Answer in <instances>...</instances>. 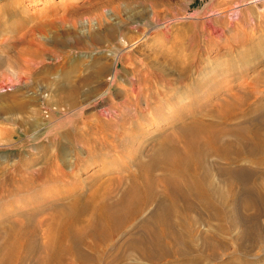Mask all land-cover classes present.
I'll use <instances>...</instances> for the list:
<instances>
[{
    "label": "rangeland",
    "instance_id": "1",
    "mask_svg": "<svg viewBox=\"0 0 264 264\" xmlns=\"http://www.w3.org/2000/svg\"><path fill=\"white\" fill-rule=\"evenodd\" d=\"M153 13H156V16ZM143 26L147 31L151 30L152 37L157 32L155 38L145 40L146 42L139 43L135 48L129 47L118 52L122 39L136 36L142 31ZM111 27L114 30L113 36H107L106 28L111 29ZM25 49L32 50L37 57L33 58V64L30 62L34 67L32 74L25 78L22 77L18 82L16 81L18 68L15 66V60L18 54ZM97 56L104 62L106 60L107 64L110 63L112 69L111 63L113 59H116L117 66L110 74L106 72L102 75L99 82L83 83L82 91L87 92L90 87L96 85L97 94L101 95H93L94 97L81 103L84 96L79 94L77 106L73 112L70 110L58 113L57 116L55 113L54 118L58 117V119L51 117L52 120L54 119L51 123L60 120L70 121L69 127L72 124L76 125L67 133V128L63 130V127H60L61 130H59L63 131L56 135L57 138L53 136L54 129L52 130L54 134L48 133L47 130L50 128H45L51 124V119L46 120L42 115L40 117V114H38L39 117L35 115L34 119L32 116L30 118L28 113L17 112L13 116L23 117L26 120H37L40 134L34 133L31 136L32 140L19 138L20 133L23 134V131L30 126L22 119L24 123L18 125L17 135H14L16 142H21V140L22 142L16 145L0 144V172H2L0 173V184L9 177L14 180L26 177L28 169L25 167H29V164L42 166L54 178L58 176L60 178L58 173L61 171L73 175L67 177L62 176L61 173V179L45 182L40 186L34 185L30 193L29 190L25 192L24 189L13 195L0 197V227L8 223L6 221L8 217L10 221L21 218V213L33 214L30 221L37 226L39 217L47 218L52 213L51 206H47L44 210L47 203L53 202L56 200L54 197L64 195L66 192L80 191L82 189L81 180L87 182L93 176L99 175L101 176L100 181L105 182L110 180L108 177L114 178L121 174L125 165V156L127 157L123 149L117 147L115 150L118 149L119 152H114L110 148L107 150L104 148L101 152H94L92 150L95 149L96 142L103 134L101 132L88 134L83 131L87 129L88 124L95 121V118H99L98 112L102 108L107 107L112 100L119 102L125 93L131 90L137 82L134 75L138 72L144 71L148 74L152 90H149L146 97L144 93L139 94L137 105L139 104L141 108L148 106L153 114H146L145 118L143 117L145 120H142L140 127H137L139 130L142 129V133H134L133 144L130 148L128 146L124 148L129 154L135 156L134 151L138 146V140H142L143 160L148 158L154 141L160 134L172 133L170 134L172 136L176 132L172 124L180 121L183 115L201 113L212 106L214 108H220L221 105L231 107L236 101L234 108L240 105L242 110L253 111L250 115L264 114V0H249V4L245 0H0V94L12 95L28 90L27 94L30 96L40 93L43 99L54 100L58 97L55 83L65 82L68 79H75L78 83L81 75H87L95 70L94 58ZM156 59L164 62L168 68L165 72H173L176 74L175 77H172L170 81L166 80V83L160 79L154 82L156 75L160 72L152 66ZM42 60L46 66L43 65L44 63L41 64ZM178 73L186 77L180 76L178 80ZM151 76H156V78H151ZM44 77L51 80L46 87L43 85ZM134 93L135 91L132 90V103L136 102ZM145 100L147 103L144 102ZM240 100L243 101L240 103ZM225 101L226 103L230 101V103L225 105ZM37 107L40 109L42 105L39 104ZM237 109L234 113L238 111ZM136 111L137 109L135 110L132 104L131 115L134 116ZM11 115L12 113L7 111H0L1 136L9 133L10 128L14 126L8 119L12 117ZM235 116L230 119L240 118L238 114ZM79 131H82V134ZM65 135L68 136L67 141L64 142L67 147L63 152L58 149L57 142L61 136L65 137ZM34 147L35 151H33ZM28 157L31 158L30 162L27 160ZM249 158L250 162L248 157H243L241 161L245 165L254 166L256 165L255 160L258 159L264 176V156L259 154L249 156ZM134 159L136 161L137 155ZM63 164L66 166L64 167ZM90 187L89 185L86 187L88 189H82L86 190L85 194L90 191ZM214 201L222 207L231 208L229 201H222V203L216 199ZM154 206L153 203L149 204L142 217L148 216ZM260 206L262 208L264 202L260 203ZM11 209L14 213L4 215ZM239 210L242 209L239 208ZM45 211L47 216L42 213ZM245 211L242 212L243 221L246 224H254L253 229L247 231L248 236L245 235V237L241 234L244 230L243 225L232 222L230 217H213L204 211H193V238L185 241L183 246L201 248L200 251L197 249L195 252L190 250L188 254L196 255L200 260L197 262H200L199 264H264V207L259 213L255 212V208ZM135 223L132 224L133 226L131 224L127 227L123 226L124 230L111 236L113 244L109 239V247L112 248L106 246L104 250L99 251L100 253L92 252L91 255L95 259L99 257V262L91 263L112 264V259L113 264H146L148 258L142 254L141 256L137 249L126 243L127 238L132 234L133 236L139 235L137 233L140 222ZM41 227L36 236L38 246L33 249L24 264H36L42 253L44 254L39 248L44 240V227ZM204 235H207L209 239L221 238L223 245L217 246V254L210 255L208 249L203 246ZM5 236L4 233H0V257L6 250L2 244ZM221 245L225 248H221ZM115 246L117 247L113 250ZM119 248H124L121 249L123 253ZM201 251H204V254ZM21 253L23 254V251ZM115 254L118 256L116 262L111 257ZM144 256L145 260L142 259ZM103 257H106L104 258L106 263ZM173 258L172 256L153 258V261H157L158 264H179V262L172 261ZM185 259L180 264H197L190 258ZM153 261H148L147 264H157Z\"/></svg>",
    "mask_w": 264,
    "mask_h": 264
},
{
    "label": "bare ground",
    "instance_id": "2",
    "mask_svg": "<svg viewBox=\"0 0 264 264\" xmlns=\"http://www.w3.org/2000/svg\"><path fill=\"white\" fill-rule=\"evenodd\" d=\"M245 1L249 4V0ZM154 15L156 16V13ZM145 26H143L142 31L138 32L136 36H129L125 38L126 40L123 38L119 44L118 52L129 47L135 48L139 43L146 42L148 39H154L157 32H155V35L152 37V35H150L151 30L147 31ZM106 32L107 36H113L114 30L112 27L111 29L106 28ZM36 55L37 54L33 53L32 50L25 49V51H21V53L18 54L16 60L14 59L16 61L15 66L18 68L16 81L19 82L22 77L25 78L32 74L34 67H32L31 64L34 63L32 60ZM114 55L116 54L114 53ZM30 62L32 63L30 64ZM43 63L42 60L41 64ZM94 64V67H96L95 70L87 75H81L82 77H80L78 83L75 79H68L65 82L58 81L56 83L54 81L56 84V91L59 93H57L58 97L54 100L50 98L43 99L40 93L35 94L37 97L30 96L27 94L28 90L12 95L0 94V111L3 110L10 114L12 113V117L8 119L14 124V126L10 128L9 133L3 136L0 135V144L16 145L22 142V140L21 142H16L14 140V135H17L16 129H18V125L24 123L22 119L30 126H28L27 129L25 128L26 131L22 130L23 134L20 133L19 138L24 137L22 139L27 138L32 140L33 137L31 136L36 132L39 133L38 129L40 128L37 127L39 126L36 122L37 120H26L23 117H13L17 112L28 113V116H32V118L40 114V117L42 115L46 120L51 119V123L55 118L58 119V117L54 118L55 113V116H57L58 113L69 112L70 110L73 112V110L76 109L78 102L77 97L79 94L84 96L83 100L80 101L81 103H84L91 97L98 96L100 93L98 92L99 94H97L98 88H96V85L90 87L86 92V90L82 91L83 83L86 84V82L93 81L99 82L102 79V75L106 72L110 74V72L115 70L117 61L113 59L111 63L112 69L110 68V63L107 64L106 60L104 62L97 56L94 58ZM153 64L152 66L154 68L160 70L158 75H156L157 78L153 76L156 78L154 82L160 79V81L162 80L166 83V80L170 81L172 77H175V73L165 72L168 68L164 62L162 63L156 59ZM43 65L46 66L45 63ZM147 75L148 74L144 71L134 75L136 76L137 82L132 86L131 90L127 91L119 102L112 100V103L110 102L107 107L102 108L100 112H98L99 118H95V121L92 123L90 122V125L87 123V129L83 131V133L88 132V134L98 132L103 134L101 139L96 142V145H93L95 149L92 151L94 152H101L104 148H106L105 150L110 148L114 152L117 151L119 147L123 149L127 157L125 156V165L123 166L124 169L122 168L121 170V174L114 178L108 177L110 180L107 179L108 181L105 182L100 181L101 176L99 175L93 176L87 182L81 180V188L88 189L86 187L90 185V191L85 194L86 190L80 189V191L76 193H71L69 191L64 193V195L54 197L56 200L47 203L44 208V210H46L47 206H51L50 209L52 213L48 217L46 211L42 212L46 214L47 218L39 217V219H37L39 225L37 226L32 223L33 221H30V218L34 216L30 213H19L21 218H15L11 221L9 220L10 218L6 216L8 220H5L8 221V223L0 227V233L6 235L2 243L6 247V250H4L5 252L2 253L3 255L0 257V264H24L27 258L32 254L33 249L38 246L36 236L42 224H44V226L42 225V227H44V240L39 248L43 250L44 254L42 253L36 264L98 263L99 257L95 259L91 253H98L104 250L106 246L109 247V239H112L111 236L113 234L121 231L124 227H127L128 224L132 225L135 222H140L137 233L139 235L133 236L134 234H132V236L127 238L126 243L131 245L134 249H137L140 255H145L149 262L153 261V258L160 259L161 257L172 256V258H174L170 260L177 263L179 262V264L185 258H190L192 262L195 261V263H197L200 261L198 257L196 255H189L188 252L190 253V250L195 252L201 247L192 246V248H189L183 246L185 241L192 240L193 238V211H204L213 217L217 216L223 218L224 216H228L231 218L232 222L241 223L244 229L243 232L241 231L242 236H248L247 231H249L254 224H246V222L243 221L242 212L248 209L250 210L251 208H255V212L258 213L261 209L263 210L264 206L261 208L262 205L260 206V203L264 202V176L262 174L263 170L259 167L258 159L255 160L256 165L254 166L250 164L245 165L241 160L243 157H248L250 162L249 156L253 157L259 154L264 156V114L250 115L253 111L251 112L249 109H247V111L243 109L244 112L240 105L237 107L240 108L238 110L234 108L236 106V101L235 104L232 102L234 106L231 107H222V105H219L220 108H214L212 106L201 113L183 115L180 121L176 122L174 120L175 122L172 125L175 127L174 131L176 132L172 136L170 135L172 133H163L155 139L146 160H143L141 154L143 141L137 138L139 143L137 148H135L136 150L134 149V154L135 156L137 155L135 161V156L129 154L124 147H131L134 142L132 138H135L133 134L138 132L142 133V129L140 128L139 130L137 127H140L142 120H145L143 117L151 113L148 106L141 108L138 106L139 104L137 105V100L139 99L137 96L144 93V97H146L149 90H152L150 89V79ZM186 75H188V73H186ZM178 76L177 78L179 80L180 76L183 75L178 73ZM153 77L151 76V78ZM44 78L43 85L46 87L51 83V80L46 77ZM151 84H153V82ZM132 90L135 91V103L131 102L133 98ZM243 100H240V103ZM144 102L147 103L146 100ZM2 103L5 104L3 105ZM227 103H230V101H227ZM227 103L225 105H227ZM232 103L230 105H232ZM28 104L30 106L32 105V107ZM39 104L42 105L40 109L37 107ZM132 104L135 110L137 109L134 116L131 115ZM236 109L238 111L234 113ZM235 114L240 115V118L231 120L230 118L235 116ZM102 115H104V117ZM28 116H26V118ZM29 117L27 119H29ZM51 117L54 119L52 120ZM69 123L70 121L64 122L56 120V122H52L45 129L49 127L50 129L47 131L51 134L54 132L52 131L54 129L55 134L53 133V136H56L64 129L67 128V133L70 128L76 126L72 124L71 127H69ZM60 127H63L62 131H60ZM79 133L82 134V131H79ZM79 137L81 138L80 135ZM60 138L61 139L57 142L58 149L64 152L67 147L64 142L67 141L68 136H61ZM117 147L118 149L115 150ZM110 149L109 151H111ZM33 151H35V147ZM30 159L28 157L27 160L30 162ZM132 160L133 162H131ZM252 164H254V162ZM41 165L44 166V164ZM65 166L66 164L64 167ZM25 168L28 169L26 177H22V179L18 178V180L9 177L8 180L0 184V197L10 196L24 189L25 192L29 190L28 192L30 193L33 191L32 188H34V185L40 186L45 182L59 180L62 178V174V176L67 177H72L73 175L60 170L61 172L58 173L60 178H58L59 176L54 178V176L45 168L43 169L42 166H33V164H29V167ZM18 169H20V167ZM216 178L219 179L216 180ZM98 179L99 181L97 182ZM214 199L218 200L219 203H222V201L231 202V208L228 209L229 207L226 208L224 205L225 208L222 207L217 204V201H214ZM151 203L155 205L154 209L150 211L148 216L142 217L145 209L149 204L151 205ZM239 208L242 210H239ZM13 211L12 209L11 211L8 210L4 215L12 213ZM41 214L39 216H41ZM221 231L223 232L224 230ZM255 238L257 239V237ZM220 239H209L207 235L203 236V246L208 249L210 255L217 254V246L223 243ZM224 242L226 247V241L224 240ZM111 243L113 244L112 240ZM122 245L124 246L125 244L123 243ZM116 247L117 246H115L113 250H115ZM223 247L224 246L221 248ZM121 249L123 250L124 248ZM21 251H23V254L21 253L22 255L20 254ZM204 251L201 252L204 254ZM68 256L71 257L69 258ZM145 256L142 259L145 260ZM111 257L116 262L118 256L115 254ZM222 257L223 256H221V258ZM104 258L106 259V257L102 259ZM105 259L104 262L106 261ZM149 259H151V261ZM213 259L214 258H212V260ZM108 260L110 261L109 257ZM112 261L111 259V263L113 264ZM148 261H146V264ZM153 262L157 263V261Z\"/></svg>",
    "mask_w": 264,
    "mask_h": 264
}]
</instances>
